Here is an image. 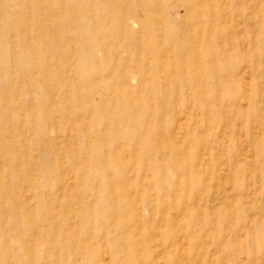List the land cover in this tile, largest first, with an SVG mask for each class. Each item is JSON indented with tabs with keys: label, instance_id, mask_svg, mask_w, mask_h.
<instances>
[{
	"label": "rangeland",
	"instance_id": "374dc122",
	"mask_svg": "<svg viewBox=\"0 0 264 264\" xmlns=\"http://www.w3.org/2000/svg\"><path fill=\"white\" fill-rule=\"evenodd\" d=\"M0 264H264V0H0Z\"/></svg>",
	"mask_w": 264,
	"mask_h": 264
},
{
	"label": "bare ground",
	"instance_id": "6f19581e",
	"mask_svg": "<svg viewBox=\"0 0 264 264\" xmlns=\"http://www.w3.org/2000/svg\"><path fill=\"white\" fill-rule=\"evenodd\" d=\"M136 1H137V0H136ZM137 6H138V5H137ZM125 7H126V6H125ZM84 8H85V7H84ZM86 8H87V7H86ZM86 8H85V9H86ZM85 9H84V10H85ZM87 10H88V9H87ZM125 10H126V9H125ZM128 10H129V8H128ZM128 10H126V11H128ZM119 11H120V10H119ZM130 11H131V10H129V12H130ZM86 13H87V12H86ZM122 13H123V12H122ZM116 14H117V13H116ZM119 14H120V13H119ZM119 14H117V15H119ZM126 14H127V13H126ZM121 16H124V15H121ZM129 16H130V14H129ZM137 16H138V15H137ZM127 17H128V15H127ZM119 18H120V17H119ZM135 18H136V17H135ZM122 19H123V18H122ZM125 19H126V18H125ZM128 19H129V18H128ZM137 20H138V19H137ZM140 20H141V19H140ZM125 21H127V20H125ZM129 21H132V20H129ZM119 22H120V21H119ZM122 22H123V21H122ZM126 23H127V22H125V24H126ZM132 23H133V22H132ZM122 25H123V24H122ZM133 25H134V24H133ZM155 25H156V23H155ZM157 25H158V23H157ZM153 27H154V26H153ZM122 29H123V27H122ZM132 31H134V30H132ZM119 33H120V35L122 34V33H121V30H120ZM123 33H124V30H123ZM117 35H118V34H117ZM121 36H122V35H121ZM124 36H125V35H124ZM101 39H102V38H101ZM101 41H102V40H101ZM99 42H100V41H99ZM99 42H98V43H99ZM139 43H140V42H139ZM141 44H142V42H141ZM95 46H96V45H95ZM97 46H98V45H97ZM141 46H142V45H141ZM141 46L139 45L140 49H141ZM149 46H150V44H149ZM98 47H99V49L101 48L100 46H98ZM94 48H95V47H94ZM151 49H152V48H151ZM141 52H143V51H141ZM147 52H148V50H147ZM147 52H146V53H147ZM151 52H152V51H151ZM148 53H149V52H148ZM150 54H151V53H150ZM150 54H149V55H150ZM147 55H148V54H146V56H147ZM118 56H119V54H118ZM118 56H117V57H118ZM150 56H151V55H150ZM161 56H162V55H161ZM161 58H162V57H161ZM164 58H165V57H164ZM151 59H152V58H151ZM165 59H166V58H165ZM149 60H150V59H149ZM161 60H162V59H161ZM94 61H95V60H94ZM152 62H153V61H152ZM157 63H158V62H157ZM156 65H157V64H156ZM125 79H126V78H125ZM124 82H125V81H124ZM124 86H125V85H124ZM127 89H128V88H127ZM128 90H129V89H128ZM53 115H54V114H53ZM4 131L7 132V130H4ZM3 133H4V132H3ZM4 134H5V133H4ZM5 136H6V135H5ZM7 150H8V148H7Z\"/></svg>",
	"mask_w": 264,
	"mask_h": 264
}]
</instances>
